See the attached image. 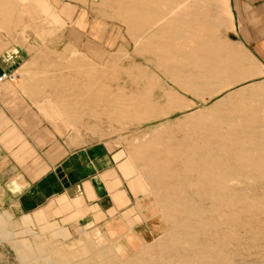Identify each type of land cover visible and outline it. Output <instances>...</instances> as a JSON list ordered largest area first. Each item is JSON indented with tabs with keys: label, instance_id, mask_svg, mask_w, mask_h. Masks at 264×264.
Returning <instances> with one entry per match:
<instances>
[{
	"label": "rangeland",
	"instance_id": "obj_1",
	"mask_svg": "<svg viewBox=\"0 0 264 264\" xmlns=\"http://www.w3.org/2000/svg\"><path fill=\"white\" fill-rule=\"evenodd\" d=\"M117 7L129 11L118 0H0V52L25 53L11 82L74 148L115 150L135 196L124 214L70 229L0 215V264H88L83 250L100 251L97 264H264V152L245 134L256 124L264 140V66L228 36L229 0L196 17L202 38L184 51L223 54L216 67L228 68L196 87L192 62L158 58Z\"/></svg>",
	"mask_w": 264,
	"mask_h": 264
},
{
	"label": "crops",
	"instance_id": "obj_2",
	"mask_svg": "<svg viewBox=\"0 0 264 264\" xmlns=\"http://www.w3.org/2000/svg\"><path fill=\"white\" fill-rule=\"evenodd\" d=\"M229 12L228 36L264 66V0H229ZM24 58L19 49L0 52V76L17 75ZM121 165L106 143L74 148L16 82L0 83L1 216L68 229L115 218L135 198Z\"/></svg>",
	"mask_w": 264,
	"mask_h": 264
},
{
	"label": "bare ground",
	"instance_id": "obj_3",
	"mask_svg": "<svg viewBox=\"0 0 264 264\" xmlns=\"http://www.w3.org/2000/svg\"><path fill=\"white\" fill-rule=\"evenodd\" d=\"M118 1L120 3H122V5L125 3L126 5L129 6V11H127L128 13L125 12V10L122 9L121 7H117V8H119L120 12L127 13L126 20L128 19L127 20L128 22H130L131 24L133 23L136 27H138L140 29L141 34L142 33L144 34L143 36L145 37V39L148 40V43L150 44V48L149 49L151 51H153V53L158 58L161 59L162 57H164V55H167V57H169V59H171V58L189 59L192 62V68L189 71H187V73H186V76H187L186 77V80H187L186 82H187V84H189L192 87H196V86H200V85L202 86L203 84L201 82H197L198 78L213 79V78H223L224 77V72H226L228 70V68H224L223 69L221 67L220 68L216 67V64H221L223 62V58H224L223 54L222 55H217L216 54V56H214V55L205 56V55L201 54L202 57L199 56V58H198V56H196L193 52L184 51V49L187 46H190V44L194 43V37H196V35L198 34L197 33L198 30H199L198 22H200V21L197 22L196 17L200 16V14L203 13L204 4L209 3V2H214L215 0H118ZM181 21H185V22L188 23L187 27L184 26L186 28V29L184 28L185 32H186V35H185L186 38H182L181 37L182 31L178 27V24ZM205 21H207V20H205ZM201 23L203 25L204 21L201 22ZM205 23H208V22H205ZM198 36H199V34H198ZM199 37L202 38L201 35ZM179 40H181V41H179ZM197 40H198V42H200L199 39H197ZM200 45L202 46V44H200ZM204 45H206V43ZM196 47H198V45ZM204 48H205V46H204ZM209 48H211V47L209 46ZM194 49H196V48H194ZM201 49H203V48H201ZM196 52H198V55H199L200 52L199 51H196ZM212 52H213V50H212ZM208 55H210L209 52H208ZM227 57L228 56H226V58ZM165 58H166V56H165ZM234 60L236 62V60H239V59L237 58V59H234ZM162 61H164V60H162ZM226 63H227V61H226ZM230 63H231V61H230ZM172 68H173L172 70L174 71V74L177 75L179 68L177 70L174 67H172ZM182 73H184V72H182ZM182 75H184V74H182ZM182 79H184V77ZM179 83H181V82H179ZM261 87L264 88V85H261ZM261 87H259V88H261ZM261 100H262V103H264V98H262ZM218 106L214 109V112H220L222 110V108L220 107L221 108L220 109ZM141 111H142V113H146V112L148 113L150 110L149 109H144V110H141ZM259 113H260V111H259ZM223 118L224 117H221L220 119H217V120H218V122L220 124L224 123V125H225L226 124L225 122H227V120H226L227 118L226 117H225L226 119H223ZM248 118H249L248 120L253 121V123L256 122V116L251 115ZM228 122H229V120H228ZM233 122H235V120ZM227 125H229V124H227ZM220 129H222V128H220ZM248 133L252 134L250 138H251V141H253V144L256 145V143L258 142L261 145L260 148H262V150L264 152V140L262 141V139L260 138V140L258 141V139H256V124L253 126L251 132L247 131L245 134H248ZM262 136H264V134ZM207 138H208V136H207ZM212 139H214V138H212ZM213 146H215V145H213ZM215 150H216V148H215ZM240 154H242V156L244 158H246L249 162H255L256 161V155L247 156L246 154H244V150L242 152H240ZM209 159L214 161V163H213L214 167L220 165L219 163L216 162L219 159L218 157L210 155ZM263 160H264V157H263ZM202 167H203V165H202ZM246 168H248V167H246ZM52 248H54V251L52 250L54 255L56 254V255H59V256L62 257V254L59 251H56L57 249L55 250V247H52ZM70 251H71V249L69 250V252ZM116 251L119 252L120 248L116 249ZM83 252H84V255H85V257L83 256L84 258H86V257H87V259L90 258L89 260H87L88 264H97V259H96V257H93V256L99 254L100 251L92 253V252H87V251L83 250ZM72 253H74V252H72ZM82 253H81V255H82ZM49 254H50V252H49ZM38 258H37V260H38ZM62 260H63V258H62ZM82 261L85 262V260H83V259H82ZM24 262H25V260H24ZM84 264H86V262Z\"/></svg>",
	"mask_w": 264,
	"mask_h": 264
},
{
	"label": "built area",
	"instance_id": "obj_4",
	"mask_svg": "<svg viewBox=\"0 0 264 264\" xmlns=\"http://www.w3.org/2000/svg\"><path fill=\"white\" fill-rule=\"evenodd\" d=\"M14 79H15V75L13 73L5 72L0 76V83L4 81H13Z\"/></svg>",
	"mask_w": 264,
	"mask_h": 264
}]
</instances>
